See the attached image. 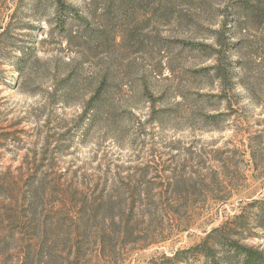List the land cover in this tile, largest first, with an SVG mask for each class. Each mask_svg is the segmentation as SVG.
Returning a JSON list of instances; mask_svg holds the SVG:
<instances>
[{"label":"rangeland","instance_id":"rangeland-1","mask_svg":"<svg viewBox=\"0 0 264 264\" xmlns=\"http://www.w3.org/2000/svg\"><path fill=\"white\" fill-rule=\"evenodd\" d=\"M29 3L0 0V34L9 26L0 36V264H18V247L29 241L21 233L28 221L50 225L59 189L103 180L106 170L123 180L134 168L148 165L155 173L177 163L213 173L207 200L193 202L179 219L141 224L138 239L154 243L130 244L112 260L87 264H202V258L168 260L212 229L225 223L233 229L231 218L264 198V167L254 172L245 152L246 139L264 130V0H70L93 32L102 33L99 50L83 47L90 32L78 22L60 33L52 15L31 12ZM223 19L229 23L225 37L235 45L223 62L237 68L235 83L247 90L220 87L214 59L177 43L213 44ZM71 35L78 39L69 41ZM19 48L36 53L22 75L13 67ZM73 68L77 87L59 102L54 91ZM97 74L107 81L105 106L90 121L80 120ZM144 84L152 98L142 94ZM220 167L225 174L217 175ZM30 187L37 207L26 213ZM37 234L41 264H55L50 231ZM241 234L242 243L264 251L263 232Z\"/></svg>","mask_w":264,"mask_h":264},{"label":"trees","instance_id":"trees-1","mask_svg":"<svg viewBox=\"0 0 264 264\" xmlns=\"http://www.w3.org/2000/svg\"><path fill=\"white\" fill-rule=\"evenodd\" d=\"M29 2L31 12H46L52 15L50 21L60 33L67 32L69 22L75 21L84 31H89V43L84 41L83 47L86 45L89 50H99L103 46L105 41L102 33L93 32L90 20L76 6L70 4V0ZM227 21L222 20L220 30L216 32L211 45L183 40H178L177 43L214 59L211 70L220 87L234 90L240 85L247 90L244 83H235L238 80L237 68L231 63L223 62L225 59L229 60L228 55L235 46L225 37L229 24ZM8 28L9 26L3 28L0 36L6 35ZM70 39L69 41H72L78 37L71 35ZM18 50L19 56L15 58L13 67L22 75L36 59V53L34 48ZM75 71L73 68L67 72L60 80L62 82L60 88L55 89V93L59 92V102H66L70 93L77 87L78 75ZM107 92L105 76L97 74L88 97L81 103L83 107L80 120L90 121L102 112L105 106L103 99ZM142 94L152 98L146 84L143 85ZM218 117L213 115V119ZM246 140L245 152L249 157V165L256 172L264 167V130L255 131ZM186 168L178 163L164 164L152 173V167L147 165L134 168L135 170L128 173L123 180L117 175L108 177L109 171L106 170L103 180L81 181L80 189L73 187L59 189L57 196L62 199L56 201L57 214L50 225L45 221L38 225L32 220L21 228L23 235H29V241L18 247V264H41L39 252L41 241L40 235L37 234L39 229H43L44 235L47 231L51 233V245L57 252L52 258L55 264H81L83 259L87 264L93 258L112 260L119 249L130 244L141 242L143 244L141 247H145L154 243L155 241L138 239L141 224L157 227L160 216H172L176 220L193 202L196 200L205 202L209 196L208 190L213 181V173L200 174L198 171H186ZM225 173L226 169L220 167L217 175ZM152 174L154 177H149ZM25 195V212H34L37 207L35 191L30 187ZM73 195H77L76 199ZM67 198L72 199L71 209L67 207V202H70ZM246 208H249L250 212ZM246 208L231 218L233 229L227 223L212 229L199 244L176 252L168 261L187 263L190 258H202V264H264V251L242 243L241 239L242 232H247L248 236L264 233V198L252 201ZM63 209L69 212L64 213ZM249 226L253 229L249 230ZM253 230H257L258 233Z\"/></svg>","mask_w":264,"mask_h":264}]
</instances>
